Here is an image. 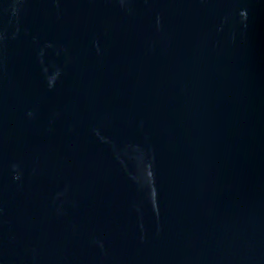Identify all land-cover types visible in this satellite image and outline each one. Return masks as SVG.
<instances>
[{
	"label": "water",
	"instance_id": "obj_1",
	"mask_svg": "<svg viewBox=\"0 0 264 264\" xmlns=\"http://www.w3.org/2000/svg\"><path fill=\"white\" fill-rule=\"evenodd\" d=\"M0 264H264V0H0Z\"/></svg>",
	"mask_w": 264,
	"mask_h": 264
}]
</instances>
